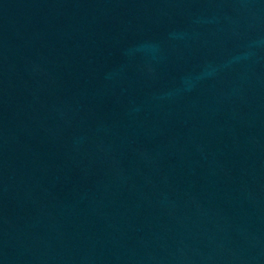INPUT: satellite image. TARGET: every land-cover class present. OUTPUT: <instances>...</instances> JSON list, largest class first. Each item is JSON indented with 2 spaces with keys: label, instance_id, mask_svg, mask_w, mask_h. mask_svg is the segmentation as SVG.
<instances>
[{
  "label": "water",
  "instance_id": "1",
  "mask_svg": "<svg viewBox=\"0 0 264 264\" xmlns=\"http://www.w3.org/2000/svg\"><path fill=\"white\" fill-rule=\"evenodd\" d=\"M0 264H264V0H0Z\"/></svg>",
  "mask_w": 264,
  "mask_h": 264
}]
</instances>
